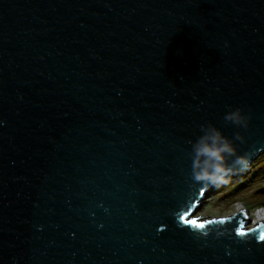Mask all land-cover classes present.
Wrapping results in <instances>:
<instances>
[{
	"label": "water",
	"instance_id": "95a60500",
	"mask_svg": "<svg viewBox=\"0 0 264 264\" xmlns=\"http://www.w3.org/2000/svg\"><path fill=\"white\" fill-rule=\"evenodd\" d=\"M209 125L247 174L264 0H0V264H264L246 211L193 218Z\"/></svg>",
	"mask_w": 264,
	"mask_h": 264
},
{
	"label": "clouds",
	"instance_id": "9594fccd",
	"mask_svg": "<svg viewBox=\"0 0 264 264\" xmlns=\"http://www.w3.org/2000/svg\"><path fill=\"white\" fill-rule=\"evenodd\" d=\"M250 116L242 114L241 109L230 110L224 120L237 127L247 129ZM203 133L191 143L190 179L204 186L219 187L229 182L236 170H243L248 163L246 156L238 155L232 140L224 137L211 125L201 126ZM234 140L243 142L237 133Z\"/></svg>",
	"mask_w": 264,
	"mask_h": 264
},
{
	"label": "rangeland",
	"instance_id": "374dc122",
	"mask_svg": "<svg viewBox=\"0 0 264 264\" xmlns=\"http://www.w3.org/2000/svg\"><path fill=\"white\" fill-rule=\"evenodd\" d=\"M264 152L250 164L247 174L211 188L193 215L196 219L225 218L245 210L249 217L257 210L264 213ZM251 218V217H250Z\"/></svg>",
	"mask_w": 264,
	"mask_h": 264
},
{
	"label": "bare ground",
	"instance_id": "6f19581e",
	"mask_svg": "<svg viewBox=\"0 0 264 264\" xmlns=\"http://www.w3.org/2000/svg\"><path fill=\"white\" fill-rule=\"evenodd\" d=\"M241 211H245V210L238 209V212H241ZM262 211L261 210L255 211L253 215L250 216L251 218L248 215V219L251 220L250 226L257 225L258 223H264V213Z\"/></svg>",
	"mask_w": 264,
	"mask_h": 264
},
{
	"label": "snow or ice",
	"instance_id": "6c2138e0",
	"mask_svg": "<svg viewBox=\"0 0 264 264\" xmlns=\"http://www.w3.org/2000/svg\"><path fill=\"white\" fill-rule=\"evenodd\" d=\"M188 222H189V223H192V224H195V223H196L195 220H191V221H188ZM197 226L200 227V228H203V227H204L203 224H199V225H197ZM260 239L264 240V233H261V235H260Z\"/></svg>",
	"mask_w": 264,
	"mask_h": 264
}]
</instances>
